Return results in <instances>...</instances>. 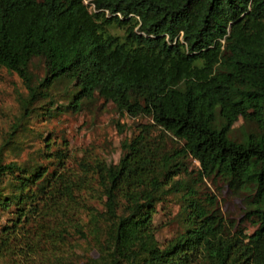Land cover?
Masks as SVG:
<instances>
[{
	"label": "trees",
	"instance_id": "16d2710c",
	"mask_svg": "<svg viewBox=\"0 0 264 264\" xmlns=\"http://www.w3.org/2000/svg\"><path fill=\"white\" fill-rule=\"evenodd\" d=\"M34 57L46 68L36 85L28 69ZM1 68L29 88L22 117L48 96L41 89L68 78L77 87L74 110L97 95L123 115L149 116L182 146L157 155L140 133L122 140L116 164L98 161L76 177L63 168L43 178L42 167L30 172L4 162L2 143L0 186L10 178L8 193L0 187V209L14 203L16 215L0 225V258L52 264L69 235L89 234L98 256L88 264H264V0H0ZM248 115L258 132L242 141L215 120ZM187 155L201 177L246 192L244 216L256 226L250 234L226 228L215 196L172 181ZM92 181L102 211L78 197L93 190ZM180 190L181 231L160 247L156 204Z\"/></svg>",
	"mask_w": 264,
	"mask_h": 264
},
{
	"label": "rangeland",
	"instance_id": "374dc122",
	"mask_svg": "<svg viewBox=\"0 0 264 264\" xmlns=\"http://www.w3.org/2000/svg\"><path fill=\"white\" fill-rule=\"evenodd\" d=\"M111 33L121 35L123 29L111 26ZM31 84L46 74L42 58L34 57L28 66ZM77 87L68 78L57 79L47 89H41L48 94L45 98L38 97L29 106V113H24L23 102L28 99L29 88L24 80L15 72L5 68L0 69V145L7 142L3 149V161H15L25 166L30 172L38 167L46 171L43 178L53 170L64 168L66 173L74 177L84 172H91L96 162L116 164L122 155L121 142L130 140L142 133L145 142L155 149L157 155L173 153L179 150L182 142L176 140L170 133L154 125L146 115L131 116L121 114L111 101L95 95L92 99L81 100L78 110L70 107L71 96ZM216 123L225 129L232 139L242 141L246 134L258 132L255 121L248 115L236 122L226 124L216 116ZM181 170L172 176V181L183 180L188 186L194 187L198 195L215 196V207L224 218L226 228L233 233L236 229L250 234L255 225L244 216L247 199L246 192L228 186L219 177H205L198 174L199 163L190 155L181 157ZM182 167L186 168L184 172ZM8 176L3 178L0 187L3 195L9 192L6 183ZM41 181L39 179L36 184ZM93 182V181H92ZM4 186V187H3ZM34 188L37 185H33ZM88 191L83 189L78 197H83L89 205L97 210H103L104 198L94 187ZM183 190L173 192L156 204L152 217L155 237L160 247L181 231V210ZM16 215L14 203L6 210L0 209V225L6 218ZM80 220L83 224L88 221L86 210H80ZM85 230L88 227L85 225ZM60 258H52V264H88L90 259L98 256L91 235L81 238L76 234L69 235L65 245L60 246L56 253ZM42 263V261H41ZM39 263V264H41ZM0 264H14L10 256L0 258ZM42 264H51L44 261Z\"/></svg>",
	"mask_w": 264,
	"mask_h": 264
}]
</instances>
